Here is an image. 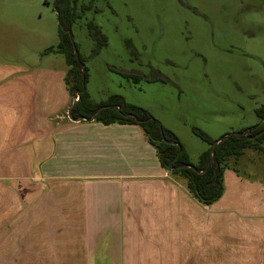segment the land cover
I'll use <instances>...</instances> for the list:
<instances>
[{"label": "crops", "instance_id": "obj_1", "mask_svg": "<svg viewBox=\"0 0 264 264\" xmlns=\"http://www.w3.org/2000/svg\"><path fill=\"white\" fill-rule=\"evenodd\" d=\"M38 52L0 61V264H264V179L227 167L202 203L139 124L70 119Z\"/></svg>", "mask_w": 264, "mask_h": 264}, {"label": "rangeland", "instance_id": "obj_2", "mask_svg": "<svg viewBox=\"0 0 264 264\" xmlns=\"http://www.w3.org/2000/svg\"><path fill=\"white\" fill-rule=\"evenodd\" d=\"M88 2L78 0V10ZM58 30L53 0H0V61L43 63L49 57L38 50L58 44ZM71 32L91 98L120 94L146 108L177 135L193 163L208 146L193 127L217 140L259 123L264 0H95ZM160 74L167 79L148 78ZM233 165L264 179L263 152L247 149Z\"/></svg>", "mask_w": 264, "mask_h": 264}, {"label": "trees", "instance_id": "obj_3", "mask_svg": "<svg viewBox=\"0 0 264 264\" xmlns=\"http://www.w3.org/2000/svg\"><path fill=\"white\" fill-rule=\"evenodd\" d=\"M77 2L78 0H53L58 17L59 42L56 46L48 47L45 50L46 53L60 52L66 58L68 71L65 83L70 94L73 95L75 91H79V99L72 109V116L90 118L96 113L95 119L105 124L113 122L139 124L144 129L149 142L156 148L157 155L164 167L170 169L177 178L182 179L188 190L202 203L211 204L217 200L224 190V169L234 166L233 164L241 159L247 149L264 153V122L261 125L251 126V132L247 135H231L220 141L215 147V160L208 165L212 156L211 144L215 140L204 130L198 127L192 128L193 132L208 145L201 152L198 162L193 163L177 135L153 118L151 112L146 108L128 102L120 94H112L104 101H94L87 88L83 90V80L85 83L88 82L89 73L84 67L83 57L73 40L71 28L84 11L93 8L95 0L81 4L80 10H78ZM92 36L97 39L99 34L93 31ZM99 39L101 43L106 42L104 35L100 34ZM131 75L136 80L142 78V75L138 73ZM124 76H128V74ZM148 78L150 80L167 79L163 74ZM100 107L101 109L98 111ZM256 114L261 122L264 119V105L256 109ZM171 141H176L178 144H173ZM170 164L172 168H170ZM187 164L194 165L195 168ZM206 167V171L199 172Z\"/></svg>", "mask_w": 264, "mask_h": 264}, {"label": "water", "instance_id": "obj_4", "mask_svg": "<svg viewBox=\"0 0 264 264\" xmlns=\"http://www.w3.org/2000/svg\"><path fill=\"white\" fill-rule=\"evenodd\" d=\"M83 73H84V70H83ZM82 84H83V90H85V88H86L85 80H83V83H82ZM78 94H79V91H75V93H74V95H73V101H72V104L70 105V107H69V109H68V113H67V114H68V117H69L70 119H72V120H82V119H83V120H93V119H95V115H96V113H94L90 118H87V117H85V116H79V117L75 118V117L72 116V109H73V107L75 106V104L77 103V101H78V99H79ZM100 109H101V107L98 109V111H99ZM263 122H264V119H263L261 122H259L258 125H261ZM250 132H251V129H250V128H248L246 131H242V132H231V133H228V134L222 136L221 138L215 140L214 142H212V144H211V147H212V149H211L212 156H211V159H210L208 165H209L212 161L215 160V147H216V145H217L220 141H223L225 138H227V137H229V136H231V135H247V134H249ZM165 140H166V138H165ZM171 142H172L173 144H178V142H176V141H171ZM187 165H189V164H187ZM182 166H183V165H182ZM189 166H192L193 168H195L194 165H189ZM207 167H208V166H207ZM207 167H206L204 170L199 171V172L206 171ZM170 168H172V165H171V164H170Z\"/></svg>", "mask_w": 264, "mask_h": 264}, {"label": "flooded vegetation", "instance_id": "obj_5", "mask_svg": "<svg viewBox=\"0 0 264 264\" xmlns=\"http://www.w3.org/2000/svg\"><path fill=\"white\" fill-rule=\"evenodd\" d=\"M142 75V74H141Z\"/></svg>", "mask_w": 264, "mask_h": 264}]
</instances>
